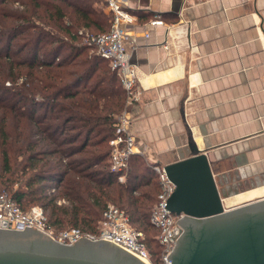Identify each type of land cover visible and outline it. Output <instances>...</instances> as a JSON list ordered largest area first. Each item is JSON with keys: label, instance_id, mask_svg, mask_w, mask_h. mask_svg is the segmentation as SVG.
Masks as SVG:
<instances>
[{"label": "trees", "instance_id": "trees-1", "mask_svg": "<svg viewBox=\"0 0 264 264\" xmlns=\"http://www.w3.org/2000/svg\"><path fill=\"white\" fill-rule=\"evenodd\" d=\"M7 1L19 8L0 7V155L8 166L0 187L22 210L41 206L55 230L97 233L102 211L112 203L143 234L157 264L160 248L149 232H157L149 222L159 192L156 173L135 154L123 182L110 171L108 141L125 94L108 61L78 34L108 30L102 0L0 4ZM10 148L21 157L13 169ZM61 198L66 204L57 205Z\"/></svg>", "mask_w": 264, "mask_h": 264}, {"label": "crops", "instance_id": "crops-1", "mask_svg": "<svg viewBox=\"0 0 264 264\" xmlns=\"http://www.w3.org/2000/svg\"><path fill=\"white\" fill-rule=\"evenodd\" d=\"M125 4L141 92L127 107L135 155L163 167L195 147L229 208L263 197L264 0Z\"/></svg>", "mask_w": 264, "mask_h": 264}, {"label": "water", "instance_id": "water-1", "mask_svg": "<svg viewBox=\"0 0 264 264\" xmlns=\"http://www.w3.org/2000/svg\"><path fill=\"white\" fill-rule=\"evenodd\" d=\"M174 191L167 201L170 212L184 216L176 222L174 237L182 235L183 221L192 222V245L175 241L167 260L177 264H264V197L225 208L206 156L191 147V156L163 166ZM181 248L183 249L182 251ZM0 264H144L108 242L84 239L72 245L51 240L26 227L0 229Z\"/></svg>", "mask_w": 264, "mask_h": 264}, {"label": "built area", "instance_id": "built-area-1", "mask_svg": "<svg viewBox=\"0 0 264 264\" xmlns=\"http://www.w3.org/2000/svg\"><path fill=\"white\" fill-rule=\"evenodd\" d=\"M125 2L126 0H102L104 10L110 15L107 31L98 34L82 29L78 31L82 42L91 47L96 55L108 61L125 94L124 109L114 116V136L108 141L109 169L117 174L118 182L124 181L129 159L135 154L134 139L129 133L130 118L127 107L138 102L141 95L137 88L136 69L130 60L131 53L136 48V41L130 32L135 17L127 10ZM150 24L162 25V21L154 20ZM147 37L144 34V38ZM153 169L159 192L151 209L149 222L157 230L156 242L160 248L157 264H171L167 256L180 236L174 237L176 227L180 226L176 221L184 215H176L168 210L167 201L175 187L167 178L163 167ZM56 204H66V200L58 199ZM24 226H32L51 240L64 245H72L79 239L108 242L144 264H154L143 242V234L129 225L128 216L121 208L112 204L104 207L97 233L83 232L75 227L55 230L47 224L41 206L32 205L27 210H22L6 191H0V229L22 231Z\"/></svg>", "mask_w": 264, "mask_h": 264}, {"label": "rangeland", "instance_id": "rangeland-1", "mask_svg": "<svg viewBox=\"0 0 264 264\" xmlns=\"http://www.w3.org/2000/svg\"><path fill=\"white\" fill-rule=\"evenodd\" d=\"M3 5V6H2ZM0 7L2 8V7H5L6 9H17L18 10V6L16 5V3H14V4H11L9 1H7L6 3H4V4H0ZM10 7V8H9ZM19 81H21V79H19ZM6 86H10V82L9 81H6L5 83H4ZM0 138H1V136H0ZM0 142H1V140H0ZM1 145H0V149H1ZM9 156H10V160H9V167L10 168H14L15 166H16V164H18L20 161H21V157H17L16 156V154L17 153H15L14 152V150H13V148H12V150H11V148L9 149ZM8 166L7 165H5L4 164V161L2 160V158H1V155H0V176L1 175H3V171L5 170V168H7ZM8 174H4V177H6ZM246 185L245 186H243V187H249V186H251L253 183H254V181H252V180H247L246 182ZM14 188H16V186L14 185V186H12V189H14ZM0 191H4L3 189H2V186L0 187ZM264 197V196H263ZM258 198H260V197H253V199H251L250 201H252V200H256V199H258ZM227 199V198H226ZM225 199V200H226ZM227 201H228V199L226 200V201H224V203H225V208H228L229 209V204H226L227 203ZM247 202H249V201H247ZM110 204H112V203H110ZM236 205L235 206H233V207H236V206H239V205H242V204H244V203H239V204H237V203H235ZM112 205H114V204H112ZM114 206H116V205H114ZM29 207H31V205L30 206H27L26 208H25V210H27ZM132 227L134 228V226L132 225ZM150 233H155V235H157V232H155L152 228L150 229V231H149Z\"/></svg>", "mask_w": 264, "mask_h": 264}, {"label": "flooded vegetation", "instance_id": "flooded-vegetation-1", "mask_svg": "<svg viewBox=\"0 0 264 264\" xmlns=\"http://www.w3.org/2000/svg\"><path fill=\"white\" fill-rule=\"evenodd\" d=\"M183 233H182V235H180L181 236V239H182V245L184 244H186V247L188 246V245H192L193 244V242H194V239H193V234L194 235H198V232L197 231H192V232H189V227H190V225L192 224V222H190V221H188V220H184L183 221ZM191 230V229H190ZM180 238V237H179ZM183 249L181 248V250L180 251H182ZM178 256H181L180 257V259L181 260H184L185 259V253H183L182 255H180V254H178V253H176L175 252V254H174V257H173V263L174 264H177V261H178Z\"/></svg>", "mask_w": 264, "mask_h": 264}]
</instances>
